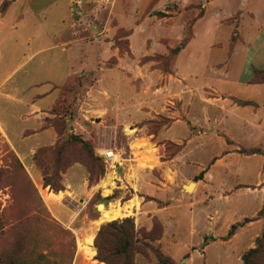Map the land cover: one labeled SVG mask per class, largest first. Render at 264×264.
<instances>
[{
	"label": "rangeland",
	"instance_id": "1",
	"mask_svg": "<svg viewBox=\"0 0 264 264\" xmlns=\"http://www.w3.org/2000/svg\"><path fill=\"white\" fill-rule=\"evenodd\" d=\"M13 1L0 0V79L6 78L4 83H0V86L4 85L0 89L10 90L17 81H21L22 86L25 84L23 79L37 80V85L30 88V83H26L25 88L30 89L27 92L31 93L49 92L50 95L42 101L45 104L52 99L53 94L60 92L57 102L49 108L59 116L49 114L46 118L48 123L56 126L61 137L54 145L23 146L22 152L27 153V156L22 157L10 143L6 136L8 132L0 122V258L15 260L16 264H32L33 258L41 252L52 250L53 253L60 254L61 243L65 239L49 224L51 217L75 236L77 249L71 264H104L96 258V232L104 223L133 216L122 215L97 225L98 219L92 220L101 216L95 207L96 200L101 197L96 195L86 205L83 201L75 200L70 206L77 212L76 218L69 222L71 217L67 214L64 221H61L48 204L51 186L46 183L62 186L63 174L75 160L83 161L90 172L91 181L105 174L107 160L96 154L92 143V149L82 146L78 138H82L84 134L97 138L98 147L113 148L116 152L114 160L120 161L126 157L125 147L129 141L123 135H135L142 128L139 130V137L130 143V148L137 151L134 155L138 157L140 164L168 166V160L180 150V145L167 138H158L160 132L169 125L168 110L164 107L168 105V100L162 99L169 92V74L173 72L171 66L176 52L174 49L185 39L192 37L191 24L194 15L190 13L199 11L201 2L56 0L46 5V0H21L17 6L12 7ZM245 2L247 0H228V3L216 5L214 13L216 16L227 15L236 5L245 6ZM248 4L256 8L260 12L259 18L264 20V0H248ZM20 5L21 9L18 7ZM9 11L13 14L10 15ZM22 20L30 22V25L15 34L12 30ZM38 24L46 27L50 35L57 28L77 27L81 32L76 36L81 42L90 45V49L84 52L91 53L90 56L96 58L95 62L87 63L80 73L66 82L60 77L62 67L54 65L57 69L53 71L45 65L41 67V61L46 58L44 54L29 58L41 40L36 28L31 33L32 26ZM222 25L221 29L226 30L228 25ZM70 34L66 33V37H71ZM217 35L222 40L223 36L219 33ZM28 37L31 38L30 41L27 40ZM48 41L50 42L49 39ZM80 47H75L77 52L82 51ZM66 59L64 56L59 60ZM83 61L84 64L86 61ZM74 64H77L76 60ZM48 73L52 75V84L56 86L54 90L52 84L41 82ZM256 78H264V74L259 73ZM121 90L127 93L126 105L109 96L110 91ZM161 102L163 106H160ZM4 106V100L0 97V117L10 126L27 124L15 118L14 114L17 112L10 108L12 105H8L6 111ZM206 135L203 141L208 140L209 144L198 142L192 149L193 153L207 154L203 156L208 157V160L191 163V178L199 175L194 172L196 164H202L204 168L210 167L212 158L221 151L219 139L223 132L207 130ZM140 147L147 150L142 152L138 149ZM259 148L261 154H264V147ZM240 150L245 151L244 147ZM258 157L262 156L259 154ZM255 161L259 174L263 171L264 163L260 158ZM111 166L114 167L113 164ZM36 171L40 173L39 177ZM152 171L159 174L157 169ZM167 172L172 180L170 167H167ZM206 183L204 186H208V182ZM256 186L264 187V181ZM193 188L194 185H191L188 191ZM117 194L116 192L115 195ZM259 203L258 198L257 205ZM115 205L119 207L121 203L118 201L105 208L113 209ZM64 222L71 224L66 225ZM134 222L135 234L140 240V251H131L134 264H159L158 255L170 256L158 241L163 235L164 226L157 218H153L149 229L139 225L135 218ZM90 237L93 238L92 241H88ZM190 244L192 247L183 252L179 261L174 260L175 264H219L216 263V256L220 250L211 247L210 259L207 261L202 254L203 243L198 244L195 241ZM165 245L168 248L169 243ZM218 246L221 248V244ZM194 248L199 251H194ZM230 263L235 264L236 260ZM249 264H264V242L251 257Z\"/></svg>",
	"mask_w": 264,
	"mask_h": 264
},
{
	"label": "crops",
	"instance_id": "2",
	"mask_svg": "<svg viewBox=\"0 0 264 264\" xmlns=\"http://www.w3.org/2000/svg\"><path fill=\"white\" fill-rule=\"evenodd\" d=\"M20 1L14 0L12 7ZM46 1L48 5L56 0ZM200 2V10L190 13L194 15L191 24L193 35L173 58L169 92L162 99L168 100L164 107L168 110L169 125L158 138H167L180 145V150L168 160V166L140 164L134 155L137 151L130 148V143L139 137L142 130L139 128L135 135H123L129 139L125 147L126 157L114 162V167L107 160V170L99 179L91 181L86 165L80 160L74 161L63 174V188L49 189L51 197L48 204L61 221L69 214L71 222L77 216L70 206L75 200L86 205L99 195L101 198L95 202V207L100 215L99 204L109 207L119 201L121 207H127L124 214L132 215L139 225L149 229L153 218L162 223L164 232L158 241L174 260L179 261L183 252L192 247L190 243L196 241L203 243L202 254L207 261L210 248L214 246L220 250L216 263L232 264L230 261L236 260L235 264H243L242 254L255 246L256 238L264 229V218L258 216L264 204V187L256 186L264 181V168L258 174L255 161L260 158L264 163V154L259 153L262 157H258V153L240 150L241 147H264V78L254 80L256 71H264V20L259 18L260 12L250 6L248 0L245 6L236 5L229 14L217 16L215 6L228 3V0ZM18 7L21 9V5ZM29 23L22 20L12 31L19 33ZM224 23L228 25L226 30L221 29ZM33 26L31 33L36 28L41 40L29 58L44 54L46 58L40 66L45 65L50 71L57 69L54 65L62 67L59 73L64 82L80 73L87 63L95 62L96 58H92L91 53L84 52L90 49V45L76 36L81 32L77 27L57 28L50 35L43 25ZM68 32L71 37H66ZM218 33L223 36L222 40L217 37ZM76 46H81L82 51L77 52ZM64 56L67 58L65 61L59 60ZM83 60L86 61L84 64ZM56 62L61 63L56 65ZM5 80L0 79V83ZM52 80L48 73L41 82L52 84ZM22 81L30 83V88L38 84L33 79ZM20 82L17 81L10 90L0 89V97L4 100V111L12 105L10 108L17 112L15 118L27 124L13 127L2 117L0 122L8 132L6 136L10 143L24 157L27 153L22 149L27 144L38 147L58 142L60 134L46 117L49 114L59 116L49 108L57 102L60 92L53 94L45 104L42 101L50 95L49 92H27L30 89L25 88V84L21 86ZM55 87L54 84L52 90ZM109 96L122 105L128 103L126 91H110ZM160 106H163L162 102ZM207 130L223 132L219 139L221 151L212 158L210 167L195 165V174L202 173L196 180V176L190 177L191 163L206 161L208 157L203 156L207 155L205 153H193L192 146L198 142L209 144L208 140L203 141ZM82 138L93 144L98 156L104 150H114L98 147L97 138L91 135L84 134ZM138 149L142 152L147 150L143 147ZM167 167L172 169V180L168 177ZM152 169L159 170V174ZM36 172L39 177L40 173ZM192 181L194 188L188 191L186 186ZM206 182L208 186H204ZM258 198L260 203L257 205ZM97 217L92 221L100 216ZM236 223L241 224L229 234L231 226ZM165 243H169L168 248ZM194 251L199 249L194 248Z\"/></svg>",
	"mask_w": 264,
	"mask_h": 264
},
{
	"label": "trees",
	"instance_id": "3",
	"mask_svg": "<svg viewBox=\"0 0 264 264\" xmlns=\"http://www.w3.org/2000/svg\"><path fill=\"white\" fill-rule=\"evenodd\" d=\"M187 42L188 40L185 39L180 46H177L174 49L176 51L175 54H177ZM259 73L264 74V71H256L254 80L262 79V78H256L257 74ZM241 102L243 104L248 103L247 101H241ZM58 133L60 134L59 131ZM78 139L80 140L83 147L92 149L91 143L89 141L81 137ZM244 150H245L244 152L247 153H262L261 148L259 147H253ZM201 176L202 173L197 175L195 177L196 180L200 179ZM46 184H50L51 188L54 190H60L63 188V185L53 186V184L49 182H47ZM258 216L264 218V204L260 209V211L258 212ZM48 222L65 239L63 242L61 241L62 252H60V254H58V252L53 253L52 250H48L47 252H41L33 258L32 264H71L77 249V244L74 234L69 229L65 228L51 217L49 218ZM240 224L241 223L233 224L231 226V229L229 230V234H232ZM135 232L136 231H135L134 218L130 216L124 217L122 219L112 220L102 224L98 232H96V237L94 240V243L97 247L96 258L99 259L100 261H103L104 264H134L131 251H140L138 245L140 240L136 237ZM255 242L256 243L254 247L247 249L242 254L243 264H249L251 257L259 251L261 245L264 242V229L261 232V234L256 238ZM158 261L159 264H175L174 259L171 256H166L163 254L158 255ZM16 263L17 261L15 260H7L0 258V264H16Z\"/></svg>",
	"mask_w": 264,
	"mask_h": 264
},
{
	"label": "bare ground",
	"instance_id": "4",
	"mask_svg": "<svg viewBox=\"0 0 264 264\" xmlns=\"http://www.w3.org/2000/svg\"><path fill=\"white\" fill-rule=\"evenodd\" d=\"M49 197H51V195H49ZM126 206H128V205H126ZM126 208H123V207L119 206V207H115L113 209H108V208L103 207L101 204H99V209L101 211V216L99 217V219L96 222L97 225H99L103 221L112 220L114 218H117V217H120L122 215H125L124 212L126 211ZM92 239L93 238L90 237L88 239V241H92ZM93 254H94V252H93Z\"/></svg>",
	"mask_w": 264,
	"mask_h": 264
},
{
	"label": "built area",
	"instance_id": "5",
	"mask_svg": "<svg viewBox=\"0 0 264 264\" xmlns=\"http://www.w3.org/2000/svg\"><path fill=\"white\" fill-rule=\"evenodd\" d=\"M115 155H116V152H115L114 150H112V149L104 150V151L101 153V156H103V158H104L105 160L110 161L112 164H113L114 162H117V161L114 160Z\"/></svg>",
	"mask_w": 264,
	"mask_h": 264
},
{
	"label": "water",
	"instance_id": "6",
	"mask_svg": "<svg viewBox=\"0 0 264 264\" xmlns=\"http://www.w3.org/2000/svg\"><path fill=\"white\" fill-rule=\"evenodd\" d=\"M193 183H194V181L190 182V183L186 186L188 190L191 189V185H192Z\"/></svg>",
	"mask_w": 264,
	"mask_h": 264
}]
</instances>
